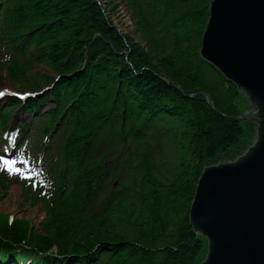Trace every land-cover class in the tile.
<instances>
[{"label": "trees", "instance_id": "trees-1", "mask_svg": "<svg viewBox=\"0 0 264 264\" xmlns=\"http://www.w3.org/2000/svg\"><path fill=\"white\" fill-rule=\"evenodd\" d=\"M124 1L146 44L115 27V0H0V67L36 91L25 78L35 64L55 74L42 95L0 110L3 132L10 106L41 120L32 144L48 159L40 191L24 184L43 202V229L1 215L0 264L202 258L190 208L204 165L241 150L244 96L200 56L212 0ZM168 144L175 156L164 161ZM0 182L1 200L11 183L2 172Z\"/></svg>", "mask_w": 264, "mask_h": 264}, {"label": "water", "instance_id": "water-1", "mask_svg": "<svg viewBox=\"0 0 264 264\" xmlns=\"http://www.w3.org/2000/svg\"><path fill=\"white\" fill-rule=\"evenodd\" d=\"M200 56L243 94L237 118L248 121L241 150L201 170L189 215L206 242L197 264H264V0H212Z\"/></svg>", "mask_w": 264, "mask_h": 264}, {"label": "rangeland", "instance_id": "rangeland-1", "mask_svg": "<svg viewBox=\"0 0 264 264\" xmlns=\"http://www.w3.org/2000/svg\"><path fill=\"white\" fill-rule=\"evenodd\" d=\"M120 4L119 11L113 12L109 15L114 24L118 29L123 33H128L136 42L142 41L143 44H146L145 41L141 38V35L136 30V24L133 19V16L129 13L126 2L124 0H115ZM110 11H108L109 14ZM39 76H38V75ZM52 69L48 68L45 64H35L33 69L28 71L26 79H34L40 86V89L44 88L45 79H49L54 76ZM31 81V80H29ZM24 78H21L20 81L14 82L8 73V70L4 67H0V91L2 89H10L16 91H29L34 92L39 89L31 88V83H27ZM33 81V80H32ZM30 84V85H29ZM23 86V87H22ZM11 100V98L9 99ZM7 97H4L0 100V107H3L7 103ZM13 120L18 122L21 119L30 120L31 117L28 116L23 110L16 109L13 113ZM13 121V122H14ZM168 136V134L166 135ZM168 138V137H167ZM175 156V148L173 145L168 144L164 146V152L160 153V157L164 161L173 160ZM19 176H13L16 180ZM6 215L15 218L18 220L24 221L28 219L30 221V226L37 228L39 231L43 229V222L47 220L45 210L42 206V203H35L33 200H30V196L27 195L22 190L20 183H14L7 193L0 200V216ZM19 221V222H20ZM55 249H57L55 247Z\"/></svg>", "mask_w": 264, "mask_h": 264}, {"label": "snow or ice", "instance_id": "snow-or-ice-1", "mask_svg": "<svg viewBox=\"0 0 264 264\" xmlns=\"http://www.w3.org/2000/svg\"><path fill=\"white\" fill-rule=\"evenodd\" d=\"M4 93L0 92V96H3ZM4 152L7 151V148L5 147L3 149ZM26 163V161H24ZM17 160L15 158H8L5 155H0V168L7 169L10 173H18L21 175H24V171L22 168L16 167ZM25 178H28L27 176Z\"/></svg>", "mask_w": 264, "mask_h": 264}]
</instances>
